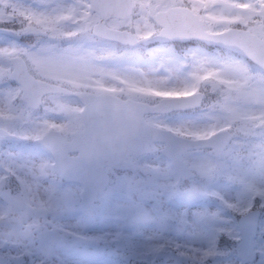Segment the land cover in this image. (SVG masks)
I'll return each mask as SVG.
<instances>
[{
	"label": "snow or ice",
	"instance_id": "snow-or-ice-1",
	"mask_svg": "<svg viewBox=\"0 0 264 264\" xmlns=\"http://www.w3.org/2000/svg\"><path fill=\"white\" fill-rule=\"evenodd\" d=\"M109 116L135 127L114 135ZM160 139L165 169L146 163ZM53 161L80 187L50 178ZM117 168L151 178L117 177L95 205ZM209 193L218 206L191 220L165 207ZM102 206L115 226L101 236L58 221ZM0 220V250L37 264L62 236L123 244L141 264L229 257L226 236L242 252L252 241L241 264H264V0H0ZM189 230L206 243L170 235Z\"/></svg>",
	"mask_w": 264,
	"mask_h": 264
},
{
	"label": "rangeland",
	"instance_id": "rangeland-1",
	"mask_svg": "<svg viewBox=\"0 0 264 264\" xmlns=\"http://www.w3.org/2000/svg\"><path fill=\"white\" fill-rule=\"evenodd\" d=\"M165 145L163 141L156 142L157 151L146 154V163L151 165L154 168L165 169L168 167L169 158L164 155L160 149ZM5 147H8L5 144ZM20 147H26L25 145H20ZM114 176L115 181L117 177L127 176L136 178H143L148 180L151 178V174L145 171L142 168H138L135 171L130 172L129 174L123 175L115 172L113 170L110 173ZM167 177L161 176L160 183H167ZM63 188H76L77 183L72 182H60ZM8 187L12 188V191L17 190L15 183L10 184ZM111 183L108 188L102 193L101 196H106ZM193 181L191 179H186L182 181L181 191H191L193 189ZM214 191H222L219 188L214 186ZM136 193V198H134L133 193ZM225 196L235 195L234 192H223ZM101 196L94 202L95 205L100 206L103 201ZM142 193L140 191H133L130 193V199L133 201H141ZM219 201L212 196L210 193L208 195H199L194 197L190 201H183L180 198H173L171 201H165V207L171 208L175 211H187L188 219H192V213L203 209L208 208L209 210H215L218 206ZM152 202L150 200L144 201V206L146 208H151ZM230 215V214H229ZM236 220L238 221L239 216L237 215ZM84 221L83 227L79 229L87 237H98L103 234L109 233L114 230L115 221L110 219L106 207H99L97 210L90 213H81L79 210L67 212L62 214L58 221L63 225H67L69 230H72L78 223V221ZM6 220H0V229L4 227ZM145 226L146 225H142ZM147 234V230H145ZM170 235L175 236V238L184 241L187 240L190 246H200L201 243H206L205 240H202L198 234H195L192 230H189L187 234L176 235V233H170ZM68 239L65 242H60L55 245L49 243V247L52 249V256L50 258L49 264H141V261L131 254V252L120 243L104 242V241H93L89 240H80L75 239L71 236H66ZM259 229L256 234V240H260ZM236 242L230 240L226 236H221L219 238V247L228 249L236 248ZM237 252H233L229 257H222L216 260L208 259L207 264H229V261H235V264H241V261L237 259ZM0 258L10 264H37L41 259V256L38 253L33 255H22V258L17 256L16 252L6 253L0 250ZM15 258V260H14ZM259 256H256V262L258 264ZM172 261L175 262L174 256L169 255L165 257L160 255L155 257V261ZM21 261V262H20ZM154 261V262H155ZM148 264H152V261H148Z\"/></svg>",
	"mask_w": 264,
	"mask_h": 264
},
{
	"label": "water",
	"instance_id": "water-1",
	"mask_svg": "<svg viewBox=\"0 0 264 264\" xmlns=\"http://www.w3.org/2000/svg\"><path fill=\"white\" fill-rule=\"evenodd\" d=\"M108 120L111 121V128H112V132L114 135H117L119 134L121 131L123 130H127L129 133L132 132V130L134 129V125L129 121L127 120V118H124V117H120V118H113L111 116L107 117ZM157 141H163L164 143H166V141H164L163 139H160V140H157ZM156 141V142H157ZM165 147V146H164ZM164 147L161 149V151L167 155V153L164 151ZM157 150V147L155 146V150ZM152 151V152H154ZM152 152H149V153H152ZM69 157H75V156H78L79 153H69L68 154ZM168 156V155H167ZM117 169H121V170H136V169H132V168H128V169H125V168H117ZM108 180H110V176H108L107 178ZM187 179V178H186ZM65 181L67 182H76V181H69L68 179H64ZM109 184V183H108ZM108 184L106 186H104L97 194L95 200L103 193V191L106 189V187L108 186ZM11 189V188H10ZM12 190V189H11ZM94 200V201H95ZM138 219H140L141 221L143 220V217H139ZM241 218H239L240 220ZM67 240V237L65 236H62L60 238H56V237H53L50 241V243L52 244H57L59 242H63V241H66ZM251 243L252 241H249L248 244L245 246V251L242 252L240 251V246L237 244V252L240 256H243L246 254V251L248 249H250V246H251ZM256 258V257H255ZM21 262V261H20ZM0 264H9L7 263L6 261L2 260L0 258ZM154 264H165V261H155ZM167 264H176L175 262H167Z\"/></svg>",
	"mask_w": 264,
	"mask_h": 264
},
{
	"label": "clouds",
	"instance_id": "clouds-1",
	"mask_svg": "<svg viewBox=\"0 0 264 264\" xmlns=\"http://www.w3.org/2000/svg\"><path fill=\"white\" fill-rule=\"evenodd\" d=\"M50 168H51V171L49 172V177L52 178V179L57 180L59 183L62 182L60 180V176H61L62 173H61V169H60L59 165L55 161H53L52 164L50 165ZM108 183H111V181L108 180ZM78 187H80L79 183L76 184V188H78ZM107 194L108 193H106L105 195H107ZM86 211H90V209H88ZM0 230H2V229H0ZM19 235H20V238L22 240H28V239L32 238L33 233L21 232Z\"/></svg>",
	"mask_w": 264,
	"mask_h": 264
},
{
	"label": "flooded vegetation",
	"instance_id": "flooded-vegetation-1",
	"mask_svg": "<svg viewBox=\"0 0 264 264\" xmlns=\"http://www.w3.org/2000/svg\"><path fill=\"white\" fill-rule=\"evenodd\" d=\"M114 170H115V172L120 173V174H123V175L129 174V173L131 172V171H127V170H125V171H123V170H118V169H114ZM113 180H114V176H112V175L110 174V181L113 182Z\"/></svg>",
	"mask_w": 264,
	"mask_h": 264
}]
</instances>
